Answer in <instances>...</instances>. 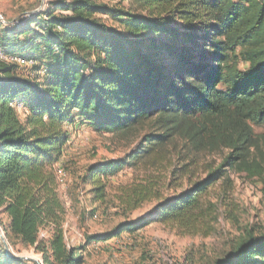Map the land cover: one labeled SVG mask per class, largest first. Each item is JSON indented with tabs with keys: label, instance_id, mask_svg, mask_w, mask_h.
I'll return each mask as SVG.
<instances>
[{
	"label": "trees",
	"instance_id": "trees-1",
	"mask_svg": "<svg viewBox=\"0 0 264 264\" xmlns=\"http://www.w3.org/2000/svg\"><path fill=\"white\" fill-rule=\"evenodd\" d=\"M47 1L38 14L0 22V214L12 250L33 249L43 264H84L92 244L156 221L191 229L212 217L216 205L202 200L221 180L229 193V169L264 180L253 129L264 126V0H137L141 12L99 0ZM13 58L36 63L32 73L22 75ZM76 120L98 133L143 131L127 160L88 168L83 181L98 203L109 175L156 160L178 140L183 161L227 153L205 180L76 247L55 172ZM150 195L149 183L134 186L120 204L133 212ZM15 257L0 239V264H33ZM221 264H264V236L248 235Z\"/></svg>",
	"mask_w": 264,
	"mask_h": 264
},
{
	"label": "rangeland",
	"instance_id": "rangeland-1",
	"mask_svg": "<svg viewBox=\"0 0 264 264\" xmlns=\"http://www.w3.org/2000/svg\"><path fill=\"white\" fill-rule=\"evenodd\" d=\"M99 2L141 12L137 0ZM47 3V0H0V22L7 24L28 14H38L46 9ZM19 59L15 64L21 67L20 73L24 76L31 74L36 63ZM241 66L247 68L245 64ZM82 125L67 127L70 132L67 146L72 152L68 160L55 166L58 194L66 209V237L69 244L76 247L86 243V236L108 233L126 220L145 216L159 201L185 192L192 184L205 180L227 153L192 154L193 157L183 161L179 158L183 143L178 140L159 151L156 160L142 159L135 167L128 165L117 174L109 175L106 201L98 203L90 194L91 186L83 181L88 168L99 162L127 160L138 146L143 131L98 133ZM253 129L264 152V126L253 125ZM257 156L256 152L252 157L257 159ZM252 172L229 169L226 175L232 181V188L229 193H224L226 189L221 180L210 189L202 203H214L217 211L194 228L156 221L135 234L124 233L110 243L92 244L86 249L84 264H221L248 235L264 236V180ZM147 183L151 188L150 200L139 209L126 212L120 204V197L131 187ZM6 223L8 218L0 214L3 233L1 224ZM46 235L47 231H43L41 237ZM10 253L43 263L41 255L33 249L18 246L14 250L10 248Z\"/></svg>",
	"mask_w": 264,
	"mask_h": 264
},
{
	"label": "crops",
	"instance_id": "crops-1",
	"mask_svg": "<svg viewBox=\"0 0 264 264\" xmlns=\"http://www.w3.org/2000/svg\"><path fill=\"white\" fill-rule=\"evenodd\" d=\"M68 126H71L72 128H79L80 126H83L78 120H76L75 122H72V123H69L67 124V127ZM69 147V148H68ZM70 152H72V149L70 146H67L65 147V150H64V154H63V157L62 159L59 161V162H63L64 160H68V157L70 156ZM64 163V162H63ZM117 239H120V238H116V239H113V240H110L108 242H104V243H100L101 245H104L105 243H110L111 241H115Z\"/></svg>",
	"mask_w": 264,
	"mask_h": 264
},
{
	"label": "water",
	"instance_id": "water-1",
	"mask_svg": "<svg viewBox=\"0 0 264 264\" xmlns=\"http://www.w3.org/2000/svg\"><path fill=\"white\" fill-rule=\"evenodd\" d=\"M0 239H1V241L3 242V244L5 246V250H6L7 254H10V245L8 243V240H7L6 236H5V234L1 231V229H0ZM15 258L16 259H19V260H25V261H28L29 260V261H33L36 264H43L42 262H39L37 260H33L31 258H28V257H23V256L18 257V256H16Z\"/></svg>",
	"mask_w": 264,
	"mask_h": 264
},
{
	"label": "built area",
	"instance_id": "built-area-1",
	"mask_svg": "<svg viewBox=\"0 0 264 264\" xmlns=\"http://www.w3.org/2000/svg\"><path fill=\"white\" fill-rule=\"evenodd\" d=\"M8 58H12V57H8ZM14 59V64H15V58H13Z\"/></svg>",
	"mask_w": 264,
	"mask_h": 264
},
{
	"label": "bare ground",
	"instance_id": "bare-ground-1",
	"mask_svg": "<svg viewBox=\"0 0 264 264\" xmlns=\"http://www.w3.org/2000/svg\"><path fill=\"white\" fill-rule=\"evenodd\" d=\"M0 55H1V52H0ZM2 56V55H1Z\"/></svg>",
	"mask_w": 264,
	"mask_h": 264
}]
</instances>
